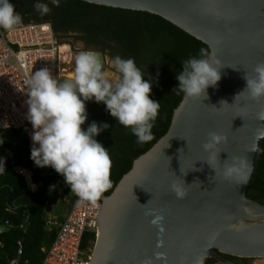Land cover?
Returning a JSON list of instances; mask_svg holds the SVG:
<instances>
[{
	"label": "water",
	"instance_id": "obj_1",
	"mask_svg": "<svg viewBox=\"0 0 264 264\" xmlns=\"http://www.w3.org/2000/svg\"><path fill=\"white\" fill-rule=\"evenodd\" d=\"M81 1L158 16L205 44L209 56L223 65L207 97L183 94L166 133L132 162L108 196L98 199L90 264L264 259V205L245 195L264 139V100L246 93L235 100L246 87V72L253 74L264 61V0ZM213 131L227 137L216 171L204 161L202 148ZM233 158L240 172L226 179L223 168ZM174 181L184 185L185 198L171 190ZM150 210L163 215L162 231L151 223Z\"/></svg>",
	"mask_w": 264,
	"mask_h": 264
},
{
	"label": "trees",
	"instance_id": "obj_2",
	"mask_svg": "<svg viewBox=\"0 0 264 264\" xmlns=\"http://www.w3.org/2000/svg\"><path fill=\"white\" fill-rule=\"evenodd\" d=\"M11 2L23 18L21 24L49 21L59 40L63 39L67 31L72 30L77 33L75 38L84 42V50L102 53L105 48H109L113 57L119 55L125 59L134 58L137 66L145 73L144 79L151 78L150 96L160 102V110L152 129L154 138L150 142L137 143L130 129L120 125L106 111L102 102L96 108L88 107L91 112L88 124L95 120L110 125L96 137L108 148L112 160V186L103 193L108 196L121 177L129 171L132 162L166 133L172 113L184 94L176 89L179 84L176 76L183 70L182 62L190 57H199L201 49L209 54V49L176 26L146 12L98 6L81 0H60L59 7H56L51 0H43L48 3L51 11L43 18L31 22L26 19V14L36 11L34 4L37 0ZM0 141H3L0 144V226L5 222L10 225L9 229L0 232V240L3 242L0 264H8L16 257L17 241L22 243L20 264H41L44 257L42 249L50 245L57 229L47 227V202L52 195L60 192L62 201L67 200L70 206L74 200L73 194L63 177L54 169L34 164L26 137L20 131H2ZM16 166L32 172L37 191H27L23 179L14 172ZM50 185L56 187L50 190ZM245 195L264 205V139L257 170ZM13 202L20 205L15 214L7 210V206ZM26 217L27 224L20 228ZM88 241H94V236L86 234L81 247H85ZM213 261L209 259L205 264Z\"/></svg>",
	"mask_w": 264,
	"mask_h": 264
},
{
	"label": "clouds",
	"instance_id": "obj_3",
	"mask_svg": "<svg viewBox=\"0 0 264 264\" xmlns=\"http://www.w3.org/2000/svg\"><path fill=\"white\" fill-rule=\"evenodd\" d=\"M51 3L59 7L60 0H51ZM34 8L42 16L51 11L43 0H37ZM22 21L11 0H0V28L11 30ZM182 63L183 70L176 76L179 81L176 89L188 97L205 99L207 89L217 86L221 79L222 62L201 49L199 57H190ZM111 67L118 73L117 78L105 70L97 52L84 50L76 57L73 77L60 81L48 68H40L28 80L25 118L32 128L30 158L37 167L54 169L81 201L92 203L112 186V160L108 148L96 139L110 125L93 120L86 129L82 128L88 119L86 102H102L106 111L120 125L130 129L140 144L153 140L152 129L160 110V102L150 96L152 80L144 79L145 73L134 58L117 55L112 59ZM252 73L246 72V87L236 94L235 100L244 93L257 102L264 100V61L257 63ZM260 117L264 119V112ZM225 143L226 135L213 131L202 144L207 153L204 161L215 171L221 145ZM239 172L236 158L223 168L226 179ZM55 187L50 185V190ZM171 190L178 199L187 195L184 185L175 181ZM148 214L152 216L151 223L162 231L163 215L155 210ZM195 264H202V260L198 259Z\"/></svg>",
	"mask_w": 264,
	"mask_h": 264
},
{
	"label": "built area",
	"instance_id": "obj_4",
	"mask_svg": "<svg viewBox=\"0 0 264 264\" xmlns=\"http://www.w3.org/2000/svg\"><path fill=\"white\" fill-rule=\"evenodd\" d=\"M49 23H27L16 25L11 30L0 29V132L18 130L26 137L30 151L32 131L30 122L25 118L27 111L28 80L35 70L48 68L54 78L59 80L70 47L62 45ZM67 49V50H66ZM27 191L37 190L32 180V172L23 167H15ZM73 202L65 217L57 226L51 244L43 249L41 264H90L92 246H82L86 234L96 236L100 201L95 203L81 201L73 192ZM20 205L11 203L7 210L15 214ZM27 224V217L20 228ZM3 227L10 228L8 222ZM1 232V231H0ZM3 242L0 240V249ZM22 243L17 241L16 257L8 264H20ZM25 264H28L25 262Z\"/></svg>",
	"mask_w": 264,
	"mask_h": 264
},
{
	"label": "rangeland",
	"instance_id": "obj_5",
	"mask_svg": "<svg viewBox=\"0 0 264 264\" xmlns=\"http://www.w3.org/2000/svg\"><path fill=\"white\" fill-rule=\"evenodd\" d=\"M39 23H42V22H39ZM60 41H61L60 43L62 45H66V47L67 46L70 47V49L67 51V52H70L67 54L68 55L67 59H69V57H70L71 60L68 64H65L63 66L64 67L63 69H65V71L61 72V74H62L61 79H69V78L74 76L76 57L80 53L78 51H84V49L82 47L83 45L81 44V41H79V40L77 42H74L73 45L71 44L72 46L68 43L69 41L67 42L65 39H61ZM101 55L103 57V62L105 64V70L109 72L111 77L117 78L118 77L117 73L111 67V61L114 57L111 55L110 49L105 48L104 51L101 53ZM16 167H20V166H16ZM67 202H68L67 200L62 201L60 192L52 195V197L48 200L47 209H46V212H47L46 221H47L48 229L57 228L59 223L65 217L66 213L68 212V210L71 206V205L68 206ZM90 243H91V246H93V241ZM233 261H235L239 264H264V259H259V258H257V259L235 258V259H233ZM210 264H223V263L220 261L214 260Z\"/></svg>",
	"mask_w": 264,
	"mask_h": 264
},
{
	"label": "flooded vegetation",
	"instance_id": "obj_6",
	"mask_svg": "<svg viewBox=\"0 0 264 264\" xmlns=\"http://www.w3.org/2000/svg\"><path fill=\"white\" fill-rule=\"evenodd\" d=\"M44 16V15H43ZM43 16L42 15H40V13L39 12H37V11H32V12H29L28 14H26V19H28L29 21H31V22H33L34 20H36V19H41V18H43ZM44 22H46V23H49V21H44ZM50 24V26H51V23H49ZM51 28H52V26H51ZM76 35H77V33H75L74 31H72V30H69V31H67L66 32V35L65 36H63V39H65L70 45L72 44L73 45V43L74 42H77L78 41V39H76L75 37H76ZM79 41H81V40H79ZM81 44L83 45L82 47H83V49L85 48V44H84V42L83 41H81ZM71 45V46H72ZM78 52H81V51H78ZM117 75H118V73H117ZM60 81H61V79H60ZM97 105H99V103H96V102H94V101H87L86 102V107H87V113H89L90 114V117H89V119L85 122V124H84V126H82V128H85L86 126H87V124H88V122L90 121V119H91V112L88 110V107H95L96 108V106ZM89 242H92V241H88V243ZM93 244H94V241H93ZM213 260H215V259H213ZM233 260V259H232Z\"/></svg>",
	"mask_w": 264,
	"mask_h": 264
},
{
	"label": "bare ground",
	"instance_id": "obj_7",
	"mask_svg": "<svg viewBox=\"0 0 264 264\" xmlns=\"http://www.w3.org/2000/svg\"><path fill=\"white\" fill-rule=\"evenodd\" d=\"M42 23H43V22H42ZM44 23H46V22H44ZM60 79H61V78H60ZM60 79H59V80H60ZM61 80H62V79H61Z\"/></svg>",
	"mask_w": 264,
	"mask_h": 264
}]
</instances>
